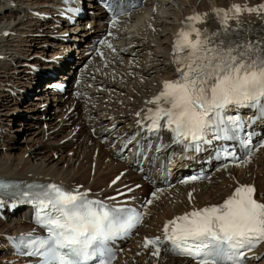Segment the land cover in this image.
<instances>
[{
    "label": "bare ground",
    "instance_id": "bare-ground-1",
    "mask_svg": "<svg viewBox=\"0 0 264 264\" xmlns=\"http://www.w3.org/2000/svg\"><path fill=\"white\" fill-rule=\"evenodd\" d=\"M49 1L0 0V175L80 185L106 198H113L117 193L132 187L140 182V177L114 159L112 149L107 148L109 143L101 144L100 137L94 138L92 132L98 134L108 126L111 121H108L107 116L117 117L120 127L133 121L131 112L142 105L154 89L174 77L170 43L181 23L195 13L206 14L203 23L199 24L204 26L206 32L212 33L221 26L225 27L213 10H227L238 4L242 8H256L257 11H241L235 17L229 13L232 18L228 20L227 28L244 25L264 34V8L258 7L263 5L264 0H151L153 3L147 6L149 10L143 13V24L134 27V38L130 40L136 44L127 50L130 53L134 49L129 55L130 60L116 67L118 70L128 68L131 73L123 77L126 81L116 85L107 83L106 88L112 93H107L106 89L101 97L95 95L96 106L94 102L75 99L63 101L58 98L43 102L40 93H35L37 96L19 106L20 90H33L35 87L37 91L39 83L49 78L44 76L45 72L33 74L31 70V65L39 64L38 52L47 47L48 37H52L54 47L49 54L55 55L53 59L61 63L58 66L62 67V71L56 78L46 81L47 84L62 82L63 75H67L75 64L81 66L83 51L80 41L88 42L101 27L97 25L92 28V21L88 24L86 20L74 29L70 40H65L64 32L54 33L57 24H52V18L42 20L34 15L35 11L47 13ZM95 14L102 15L99 10ZM254 37H258L257 34ZM71 45H76L79 53L69 52ZM2 57L8 61L5 62ZM42 65L51 66L50 63ZM87 72H84V85L95 81L105 83L108 80L101 75H87ZM132 73L135 74L134 78ZM112 88L116 90L113 92ZM18 110L30 112L31 120L27 117L14 122ZM16 136L22 137L19 144L10 145L8 141L12 142ZM115 177L119 179L113 183ZM238 182L255 185L257 198L264 201V149H260L249 164L220 168L209 178V183L176 185L169 189L155 201L149 224L139 230L140 234H153L165 222L190 209L220 203L231 194ZM135 192L115 198L122 200ZM5 216L6 221L0 220V252L5 253L0 256V264H20L16 258L10 254L8 256L7 247L3 246L4 235L27 226L18 223V219L9 214ZM143 244L141 237L132 238L124 247L125 256H121L115 264H195L161 251L159 255H153L154 249L143 247ZM256 255L257 259L251 263L264 264V246L256 251Z\"/></svg>",
    "mask_w": 264,
    "mask_h": 264
},
{
    "label": "snow or ice",
    "instance_id": "snow-or-ice-1",
    "mask_svg": "<svg viewBox=\"0 0 264 264\" xmlns=\"http://www.w3.org/2000/svg\"><path fill=\"white\" fill-rule=\"evenodd\" d=\"M213 11L225 27L211 37L201 38L196 27L206 14L186 18L187 30H180L173 48L174 53L187 50L183 57L174 56L179 76L163 82L159 94L148 101L155 109H148L145 117L151 121L149 131L159 129L165 120L177 142L187 141L197 149L199 142H211L209 132L216 140L238 137L243 123L238 116L223 114L229 106L254 107L264 115V40H233L227 28L229 13L235 17L257 9L234 4ZM241 143L247 145L250 140L244 138ZM254 193L253 186L241 185L222 204L176 216L164 224L163 238H145L144 246L159 255L161 244L168 242L171 251L197 264H241L243 249L250 251L264 243V202L255 199ZM3 194L28 198L36 205L37 220L47 235H22L18 247L22 254L40 257L39 264H112L108 242L126 235L143 219L139 212L106 205L89 199L87 192L65 190L54 183L26 185L21 190L17 184L0 181Z\"/></svg>",
    "mask_w": 264,
    "mask_h": 264
},
{
    "label": "rangeland",
    "instance_id": "rangeland-1",
    "mask_svg": "<svg viewBox=\"0 0 264 264\" xmlns=\"http://www.w3.org/2000/svg\"><path fill=\"white\" fill-rule=\"evenodd\" d=\"M188 3V2H187ZM161 15H163V13L161 14ZM163 18H165V15H163L162 16ZM66 29H61V32H64ZM36 31H39V30H36ZM72 34H73V32H72ZM71 34V35H72ZM45 38H43V40H44ZM46 40V39H45ZM51 42V41H50ZM52 42L51 43H49V45H47V46H49V47H45L43 50H40L39 49V51L40 52H42V53H40V52H38V50H36L37 52H38V55H40V54H42V55H46V54H48L49 52H50V50L51 49H53V47H52ZM36 51H34V54L36 53ZM53 51V50H52ZM69 52H71V51H69ZM32 53H33V51H32ZM72 53V52H71ZM73 54H75V53H73ZM39 57V56H38ZM48 57H52L50 54H48ZM44 64H46V63H44ZM49 80H50V78H48ZM47 80V79H46ZM48 80V81H49ZM35 88V87H34ZM39 88L37 87V90H38ZM35 96H37V95H35ZM28 100H26V101H21V103L19 104V106H22L23 104H25L26 102H27ZM15 105V104H14ZM40 108H41V105H40ZM39 111H41V110H39ZM30 112H25L24 113V111H17V113H16V117H15V120H14V122H17V121H19V120H21V119H26L27 117L29 118V120H31V117L29 116L30 114H29ZM38 113V112H37ZM59 114H61V113H59ZM43 122V121H42ZM16 125H14V127H15ZM58 127H59V125H58ZM57 127V128H58ZM11 137V136H10ZM21 136H16V139H13L12 140V142H10V140L8 141L9 142V144L10 145H15V144H19L18 142L21 140ZM75 139H73L72 140V142L71 143H73V141H74ZM77 144V143H76ZM14 150H17L18 152H19V150L18 149H14ZM58 155V154H57ZM76 164V163H75ZM6 221V220H5ZM22 224H25V223H22ZM5 253H3V252H0V256L2 255H4ZM1 256V257H2Z\"/></svg>",
    "mask_w": 264,
    "mask_h": 264
}]
</instances>
